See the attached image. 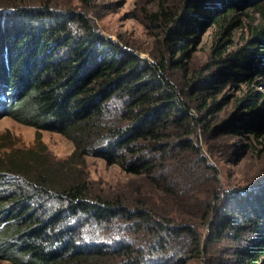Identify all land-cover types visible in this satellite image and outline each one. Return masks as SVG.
Returning <instances> with one entry per match:
<instances>
[{"label":"trees","instance_id":"obj_1","mask_svg":"<svg viewBox=\"0 0 264 264\" xmlns=\"http://www.w3.org/2000/svg\"><path fill=\"white\" fill-rule=\"evenodd\" d=\"M7 2L0 5V106L36 128L38 146H15L0 133V259L169 264L175 241L202 251L199 228L220 211L226 220L214 234L233 243L221 264H264V179L260 192L246 186L222 195L219 169L198 143L200 131L205 141L232 133L264 146V0H159L149 15L160 31L152 58L101 35L84 14ZM206 34L209 53L194 65ZM232 86L240 91L234 98L224 93ZM44 130L70 139L73 152L56 161L40 154ZM87 156L145 177L173 205L200 210L169 216L139 198L90 200L75 173ZM10 176L26 183L5 192ZM53 198L59 204L50 209ZM224 198L230 202L220 209ZM63 215L94 222L61 230Z\"/></svg>","mask_w":264,"mask_h":264},{"label":"rangeland","instance_id":"obj_2","mask_svg":"<svg viewBox=\"0 0 264 264\" xmlns=\"http://www.w3.org/2000/svg\"><path fill=\"white\" fill-rule=\"evenodd\" d=\"M7 1L0 0V5L9 4ZM29 7H40L45 3H49L56 11L75 12L76 14H84L96 27L99 33L105 37L119 40L122 44H128L134 48L142 57L152 58L155 53L156 39L160 36L159 29L151 20L150 13L155 11L159 0H15ZM17 3V4H18ZM7 6V5H6ZM211 35L206 34L202 43L195 53V64L201 65L205 62L209 53ZM260 90H264V79ZM224 93L237 96L240 91L238 87L226 88ZM234 99L226 106L224 110L232 111ZM6 108L0 106V133H9L10 142H14L15 146L22 148H33L38 146L36 143L37 131L33 125H28L14 120L6 114ZM223 110V111H224ZM201 133V134H200ZM42 135L43 154L49 160H62L68 157L74 150L73 143L63 134L53 131L44 130ZM208 160L214 164L218 172V184L222 195L230 189H238L246 186H257L264 179V146L256 140L249 137H241L232 133H223L216 137H209L205 141L202 132L199 131V139ZM26 167H35L30 161H26ZM78 181H84L87 188L90 189V200L98 201L97 198L115 200L122 197L127 200L134 201L142 199L152 208H164L169 216L176 211H198V204L193 207L191 205H173L172 201L165 197L161 191L150 185L149 181L141 176L130 174L116 163H109L103 158L95 156H87L81 165L75 167ZM10 187H3L5 192L14 191V184L26 183L20 178L10 176ZM256 192H260L261 188L256 187ZM40 198L32 201L36 205ZM44 202V201H43ZM229 199L220 201L219 206L222 209L223 203H229ZM58 201L48 199L46 206L50 209L58 205ZM169 210V211H168ZM210 219L208 225H202L199 230L202 236V251L193 249L194 244L190 240L182 242L175 247H170L173 254L168 260L169 264H221L225 263L232 255L229 253L233 246L229 240L219 239L214 233H220V225L225 222L226 218L220 220L218 214ZM154 215V213H153ZM64 225L59 228L61 230L75 228L79 221L93 223L90 217L63 215ZM228 230V228H225ZM150 232L147 231L146 234ZM141 234H144L142 231ZM218 235V234H217ZM151 235L143 236L144 240H150ZM209 238L214 240L210 241ZM186 239V238H184ZM173 242V241H172ZM146 246L145 242H142ZM186 245V246H185ZM6 261L0 259V264Z\"/></svg>","mask_w":264,"mask_h":264},{"label":"water","instance_id":"obj_3","mask_svg":"<svg viewBox=\"0 0 264 264\" xmlns=\"http://www.w3.org/2000/svg\"><path fill=\"white\" fill-rule=\"evenodd\" d=\"M264 182V181H263Z\"/></svg>","mask_w":264,"mask_h":264}]
</instances>
